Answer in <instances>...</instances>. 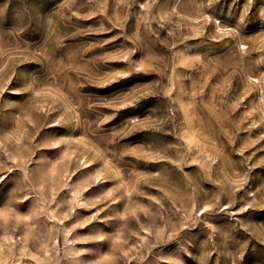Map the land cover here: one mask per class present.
<instances>
[{"label":"rangeland","instance_id":"374dc122","mask_svg":"<svg viewBox=\"0 0 264 264\" xmlns=\"http://www.w3.org/2000/svg\"><path fill=\"white\" fill-rule=\"evenodd\" d=\"M0 264H264V0H0Z\"/></svg>","mask_w":264,"mask_h":264},{"label":"snow or ice","instance_id":"6c2138e0","mask_svg":"<svg viewBox=\"0 0 264 264\" xmlns=\"http://www.w3.org/2000/svg\"><path fill=\"white\" fill-rule=\"evenodd\" d=\"M0 180H6V178H0Z\"/></svg>","mask_w":264,"mask_h":264}]
</instances>
